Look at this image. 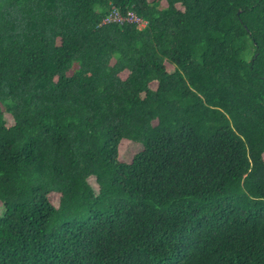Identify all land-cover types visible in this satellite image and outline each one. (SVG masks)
Wrapping results in <instances>:
<instances>
[{
	"label": "trees",
	"instance_id": "16d2710c",
	"mask_svg": "<svg viewBox=\"0 0 264 264\" xmlns=\"http://www.w3.org/2000/svg\"><path fill=\"white\" fill-rule=\"evenodd\" d=\"M0 264H264V0H0Z\"/></svg>",
	"mask_w": 264,
	"mask_h": 264
},
{
	"label": "built area",
	"instance_id": "2783aa9c",
	"mask_svg": "<svg viewBox=\"0 0 264 264\" xmlns=\"http://www.w3.org/2000/svg\"><path fill=\"white\" fill-rule=\"evenodd\" d=\"M119 23L122 24L124 22H135L140 28L145 26L146 20L137 16L133 11H127L125 14L119 12L116 9H113L110 13L103 17L101 23Z\"/></svg>",
	"mask_w": 264,
	"mask_h": 264
},
{
	"label": "rangeland",
	"instance_id": "374dc122",
	"mask_svg": "<svg viewBox=\"0 0 264 264\" xmlns=\"http://www.w3.org/2000/svg\"><path fill=\"white\" fill-rule=\"evenodd\" d=\"M145 25H146V24H145ZM143 27H144V26H143ZM121 76H122V77L126 76V73H125V72L121 73ZM7 118H8V120H9V122H11V119H10L9 117H7ZM124 144H125V143H124ZM124 144H123V143L121 144L122 148H123V147H130V144H126V145H124ZM131 144H133V143H131ZM89 182H90V184H91L94 188L97 187L96 183H95L92 179H90ZM50 199H51L55 204H57V202H58V194H57V193H53V194H51V195H50Z\"/></svg>",
	"mask_w": 264,
	"mask_h": 264
}]
</instances>
